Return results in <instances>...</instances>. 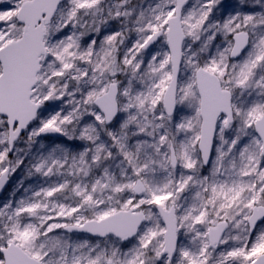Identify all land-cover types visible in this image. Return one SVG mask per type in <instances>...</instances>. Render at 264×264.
<instances>
[{
    "label": "snow or ice",
    "instance_id": "6c2138e0",
    "mask_svg": "<svg viewBox=\"0 0 264 264\" xmlns=\"http://www.w3.org/2000/svg\"><path fill=\"white\" fill-rule=\"evenodd\" d=\"M221 4L0 0V264H264V0Z\"/></svg>",
    "mask_w": 264,
    "mask_h": 264
},
{
    "label": "rangeland",
    "instance_id": "374dc122",
    "mask_svg": "<svg viewBox=\"0 0 264 264\" xmlns=\"http://www.w3.org/2000/svg\"><path fill=\"white\" fill-rule=\"evenodd\" d=\"M238 3H239V0H222L221 10L222 11H232L233 8H236L237 7ZM218 15H219V13H218ZM22 175H23L22 172H18L10 180L9 186H8L9 189L4 194V196L2 197V199L0 200V202L6 201L11 196V194L13 192V189L16 186L17 181L22 177ZM58 231H61V230H58Z\"/></svg>",
    "mask_w": 264,
    "mask_h": 264
},
{
    "label": "water",
    "instance_id": "95a60500",
    "mask_svg": "<svg viewBox=\"0 0 264 264\" xmlns=\"http://www.w3.org/2000/svg\"><path fill=\"white\" fill-rule=\"evenodd\" d=\"M8 186H9V183L5 186V188L3 190H0V200L4 196L6 191L8 190Z\"/></svg>",
    "mask_w": 264,
    "mask_h": 264
},
{
    "label": "flooded vegetation",
    "instance_id": "af4514ba",
    "mask_svg": "<svg viewBox=\"0 0 264 264\" xmlns=\"http://www.w3.org/2000/svg\"><path fill=\"white\" fill-rule=\"evenodd\" d=\"M7 192V191H6ZM2 199V198H1Z\"/></svg>",
    "mask_w": 264,
    "mask_h": 264
}]
</instances>
